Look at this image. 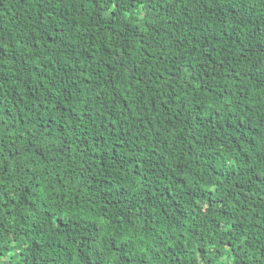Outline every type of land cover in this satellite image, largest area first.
Wrapping results in <instances>:
<instances>
[{"label":"trees","instance_id":"trees-1","mask_svg":"<svg viewBox=\"0 0 264 264\" xmlns=\"http://www.w3.org/2000/svg\"><path fill=\"white\" fill-rule=\"evenodd\" d=\"M0 264H264V0H0Z\"/></svg>","mask_w":264,"mask_h":264}]
</instances>
